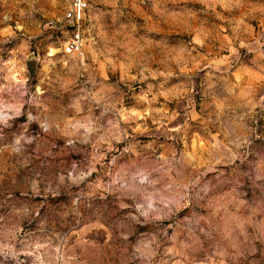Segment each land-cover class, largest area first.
Segmentation results:
<instances>
[{
    "label": "rangeland",
    "instance_id": "374dc122",
    "mask_svg": "<svg viewBox=\"0 0 264 264\" xmlns=\"http://www.w3.org/2000/svg\"><path fill=\"white\" fill-rule=\"evenodd\" d=\"M69 3L0 0V264H264V0Z\"/></svg>",
    "mask_w": 264,
    "mask_h": 264
},
{
    "label": "built area",
    "instance_id": "2783aa9c",
    "mask_svg": "<svg viewBox=\"0 0 264 264\" xmlns=\"http://www.w3.org/2000/svg\"><path fill=\"white\" fill-rule=\"evenodd\" d=\"M92 0H70L68 8L64 12V20L68 25V35L63 40V53L73 54L81 50L83 38L81 24L85 13L90 8Z\"/></svg>",
    "mask_w": 264,
    "mask_h": 264
},
{
    "label": "water",
    "instance_id": "95a60500",
    "mask_svg": "<svg viewBox=\"0 0 264 264\" xmlns=\"http://www.w3.org/2000/svg\"><path fill=\"white\" fill-rule=\"evenodd\" d=\"M36 68V61L29 60L26 62V69L28 71L29 77H32Z\"/></svg>",
    "mask_w": 264,
    "mask_h": 264
}]
</instances>
